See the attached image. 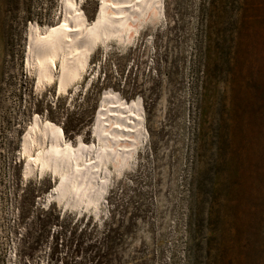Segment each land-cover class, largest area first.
Returning <instances> with one entry per match:
<instances>
[{
    "label": "rangeland",
    "instance_id": "1",
    "mask_svg": "<svg viewBox=\"0 0 264 264\" xmlns=\"http://www.w3.org/2000/svg\"><path fill=\"white\" fill-rule=\"evenodd\" d=\"M99 1L76 0L86 23ZM163 1L161 24L97 52L61 96L25 57L63 0H0V264H264V0ZM111 95L144 111L138 163L102 216L46 206L55 179L23 177L24 134L41 117L93 145Z\"/></svg>",
    "mask_w": 264,
    "mask_h": 264
},
{
    "label": "bare ground",
    "instance_id": "2",
    "mask_svg": "<svg viewBox=\"0 0 264 264\" xmlns=\"http://www.w3.org/2000/svg\"><path fill=\"white\" fill-rule=\"evenodd\" d=\"M63 4V19L57 26L31 24L25 57L27 68L36 76L38 91L51 87L61 96L79 89L97 52L133 43L141 36L142 27L164 21L166 13L163 0H100L98 13L88 24L80 2L63 0ZM91 136L93 145L74 146L62 130L41 117H35L24 134L23 177L29 180L48 174L55 179L46 206L64 208L65 204L72 210L87 211L91 217L102 216L110 187L138 163L147 142L144 111L108 96L94 120Z\"/></svg>",
    "mask_w": 264,
    "mask_h": 264
}]
</instances>
